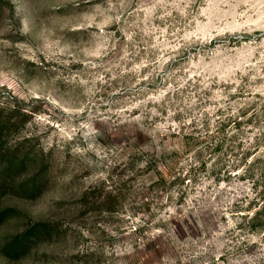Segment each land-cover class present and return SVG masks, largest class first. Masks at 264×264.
<instances>
[{
    "label": "rangeland",
    "instance_id": "rangeland-1",
    "mask_svg": "<svg viewBox=\"0 0 264 264\" xmlns=\"http://www.w3.org/2000/svg\"><path fill=\"white\" fill-rule=\"evenodd\" d=\"M0 107L43 172L0 197V264L28 218L58 234L24 264H264L229 168L264 189V0H0Z\"/></svg>",
    "mask_w": 264,
    "mask_h": 264
},
{
    "label": "trees",
    "instance_id": "trees-1",
    "mask_svg": "<svg viewBox=\"0 0 264 264\" xmlns=\"http://www.w3.org/2000/svg\"><path fill=\"white\" fill-rule=\"evenodd\" d=\"M14 121H11L10 116L5 114V108L0 107V139L4 134L3 131L8 125H13ZM238 121L233 120V125L237 127ZM223 126L219 127V130ZM220 143H217L214 147V151H220ZM254 152L249 150L245 151L238 162L232 164L229 168L233 171L232 175H238L240 179H249L252 182V189H258L256 193V201H250L248 204L253 205V211H250V215H240L241 218L246 219L247 228L252 231H259L264 229V197H263V187L260 191V175L254 177V166L258 162V158L252 161H244L253 155ZM29 152L22 153L19 148L12 149L10 147H4L0 145V197L5 190L11 192H20L26 194H33L41 187L42 182V171H39L31 180L28 182L26 180L16 181L17 178L25 171L33 162V157L31 158ZM253 155L251 158H253ZM31 158V159H30ZM257 160V161H256ZM244 163V165L242 164ZM241 166H243L241 168ZM239 167V168H238ZM84 197L87 198V192H84ZM115 197L111 191H102L99 195L98 202H106L110 198ZM22 211L15 209L10 206L0 207V228L8 222L13 216L21 214ZM24 217H27L24 214ZM17 227V226H16ZM54 234H58V228L51 224L50 222L43 220L32 221L28 218V222L24 225L22 229H16L12 233L1 249V254L4 256L5 264H24L28 259L31 258L30 254L32 248L40 244L44 239H51Z\"/></svg>",
    "mask_w": 264,
    "mask_h": 264
}]
</instances>
